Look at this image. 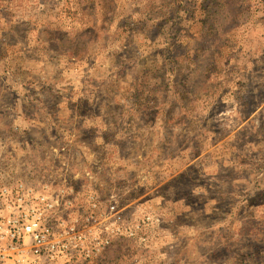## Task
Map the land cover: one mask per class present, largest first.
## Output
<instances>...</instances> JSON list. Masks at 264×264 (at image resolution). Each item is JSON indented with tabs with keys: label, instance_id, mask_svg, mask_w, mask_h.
Here are the masks:
<instances>
[{
	"label": "rangeland",
	"instance_id": "374dc122",
	"mask_svg": "<svg viewBox=\"0 0 264 264\" xmlns=\"http://www.w3.org/2000/svg\"><path fill=\"white\" fill-rule=\"evenodd\" d=\"M0 165L116 204L84 264H264V0H0Z\"/></svg>",
	"mask_w": 264,
	"mask_h": 264
},
{
	"label": "built area",
	"instance_id": "2783aa9c",
	"mask_svg": "<svg viewBox=\"0 0 264 264\" xmlns=\"http://www.w3.org/2000/svg\"><path fill=\"white\" fill-rule=\"evenodd\" d=\"M86 200L88 212L80 216L65 188L13 180L0 165V264H84L91 244L108 243L86 227L103 222L104 233L121 234L122 222L114 202L100 210L94 196Z\"/></svg>",
	"mask_w": 264,
	"mask_h": 264
}]
</instances>
